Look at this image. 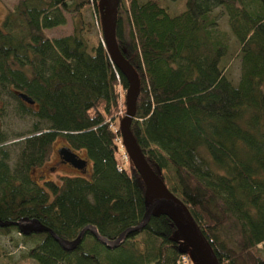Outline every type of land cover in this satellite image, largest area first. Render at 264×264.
<instances>
[{"label":"trees","instance_id":"1","mask_svg":"<svg viewBox=\"0 0 264 264\" xmlns=\"http://www.w3.org/2000/svg\"><path fill=\"white\" fill-rule=\"evenodd\" d=\"M98 1L18 0L0 24V98L6 93L19 116L35 120L13 170L0 151V220L35 219L65 243L87 226L115 241L151 205L129 158L118 167L123 146L113 124L125 116L124 98L117 117L118 87L127 83L101 33L91 36L85 11L99 23ZM65 15L72 33L48 38L44 31L64 25ZM115 38L138 78L130 131L145 162L188 208L218 264H264V0H184L176 12L160 0H118ZM232 43L237 84L224 62ZM58 137L86 167L40 185L30 171L49 159ZM12 231L34 244L26 257L36 264H185L191 251L163 214L116 248L88 231L67 250L47 232L0 227Z\"/></svg>","mask_w":264,"mask_h":264},{"label":"water","instance_id":"2","mask_svg":"<svg viewBox=\"0 0 264 264\" xmlns=\"http://www.w3.org/2000/svg\"><path fill=\"white\" fill-rule=\"evenodd\" d=\"M117 3L118 0H99L97 7L100 17L101 35L106 51L111 62L123 75L127 83V88L125 91L126 113L119 122V132L121 134V144L131 164L139 174L145 186V197L151 204L144 220L138 226L125 230L115 241H108L102 238L94 227L87 226L79 233L76 240L71 243H65L59 237H57L54 232L42 226L37 220L28 218L20 219L14 223L2 222L0 220V227L14 225L18 227L22 234L25 235H28L31 231L47 232L56 241H58L64 249L67 250L72 249L73 246L82 239L85 232L88 231L95 239H97L106 247L116 248L123 243L129 233L142 229L152 214H163L175 220L182 240L194 253L199 264H218L213 250L201 233L190 211L177 196L168 190L165 184L149 168L142 157L138 145L130 131V124L135 115V94L138 90V78L134 70L123 58L116 43L115 26ZM22 99L30 104L33 103L26 97H22ZM58 154L59 159L63 163L69 164L77 170H81L86 167V162L77 157L76 154L71 152L66 147L60 148L58 150Z\"/></svg>","mask_w":264,"mask_h":264},{"label":"rangeland","instance_id":"3","mask_svg":"<svg viewBox=\"0 0 264 264\" xmlns=\"http://www.w3.org/2000/svg\"><path fill=\"white\" fill-rule=\"evenodd\" d=\"M18 0H0V24L5 15L12 10L13 6ZM144 2L146 0H139ZM163 5L168 7L171 12H176L183 8L184 0H160ZM217 14V21L221 29L229 31L228 16L221 10H215ZM85 17L93 24L91 36H99L101 33L100 22H97V18L93 10L85 11ZM66 22L64 25L58 26L53 29L45 30V35L48 38H57L60 36L70 35L73 29V18L70 15H65ZM226 61V75L229 80L234 84H237L241 75V59L238 53L237 47L232 43L229 49L228 55L224 59ZM120 93V104L117 111V117H123V105L122 102L125 98V90L118 87ZM17 103L10 98L9 95L4 93L0 98V132L3 134L6 141L0 145V151H4L8 154V164L13 170L15 162L19 152L23 147V141L25 138L31 136L32 125L35 120L29 117H21L17 112ZM120 120H116L113 125L115 128L119 125ZM114 127V126H113ZM121 142L119 141V145ZM65 146V140L58 137L52 148V154L49 159L40 167L33 168L30 171V176L38 184H42L44 180H51L58 182L61 176H77L79 172L75 170L69 164H63L60 162L58 150ZM83 158L84 154L79 153ZM125 150L120 148L117 158L118 167L123 168L129 162L128 156H126ZM90 163H88V168ZM180 246L186 249V245L182 238L178 237ZM34 246L33 243L23 241L22 237L15 231L10 234H0V264H36L33 259L27 258L26 253ZM185 264H199L194 253L189 251L186 258H182Z\"/></svg>","mask_w":264,"mask_h":264},{"label":"flooded vegetation","instance_id":"4","mask_svg":"<svg viewBox=\"0 0 264 264\" xmlns=\"http://www.w3.org/2000/svg\"><path fill=\"white\" fill-rule=\"evenodd\" d=\"M60 162H62V161L60 160Z\"/></svg>","mask_w":264,"mask_h":264}]
</instances>
